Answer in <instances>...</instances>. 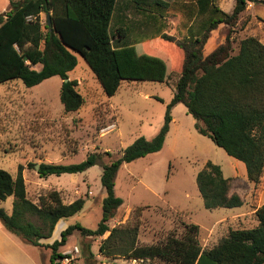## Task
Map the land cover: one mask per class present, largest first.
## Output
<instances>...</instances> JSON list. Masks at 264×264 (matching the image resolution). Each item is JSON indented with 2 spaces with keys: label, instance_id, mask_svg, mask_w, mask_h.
<instances>
[{
  "label": "trees",
  "instance_id": "16d2710c",
  "mask_svg": "<svg viewBox=\"0 0 264 264\" xmlns=\"http://www.w3.org/2000/svg\"><path fill=\"white\" fill-rule=\"evenodd\" d=\"M174 1L186 9L196 8L188 19L191 22L192 16L198 17L199 23L195 26L193 21L189 23V34L177 37L162 28L154 36L126 46L114 45L110 29L118 0H11L9 9L0 13V83L21 79L32 87L60 76L63 80L60 99L66 112L77 111L84 104L77 80L69 76L78 62L74 52L85 58L109 97L116 94L125 80L170 84L175 71L178 75L174 97L159 132L151 139L144 136L135 139L120 156L103 164L101 183L106 197L96 229L72 224L61 232L60 239L42 243L41 239L52 236L59 220L83 209L85 199L79 197L65 203L58 190H50L33 201L27 194L23 165L16 176L0 168V201L14 198L11 212L0 207L1 225L26 243L51 248L50 264H58L64 257L59 248L66 245L76 230L86 236H101L110 231L100 244V252L107 257L160 258L177 264H199L202 259L214 264H264V203L256 209L259 220L256 227L231 229L211 248L202 247L198 239L200 227L194 223L186 224L181 237L170 234L161 243L139 244L142 207L133 210L129 222L109 226L123 203L115 193L119 168L162 149L173 120L171 108L177 103H183L196 119L199 133L245 163L250 182L258 184L264 175V43L256 36H247L233 54L228 35L225 43L205 53L211 32L221 24H236L248 3L255 0H235L232 12L224 11L217 0ZM151 2L168 6L163 0ZM131 3L146 10L140 5L150 4V0ZM121 30L124 28L117 30L119 36H125ZM154 38L171 42L183 51L182 68L180 58L175 64L174 59L148 51ZM100 159V153L94 152L79 163L41 162L29 166L36 169L39 164L36 169L39 176L47 177L84 172ZM196 180L206 208L244 204L243 197L233 190L232 178L224 175L220 165L206 162Z\"/></svg>",
  "mask_w": 264,
  "mask_h": 264
},
{
  "label": "rangeland",
  "instance_id": "374dc122",
  "mask_svg": "<svg viewBox=\"0 0 264 264\" xmlns=\"http://www.w3.org/2000/svg\"><path fill=\"white\" fill-rule=\"evenodd\" d=\"M132 0H118L111 22V33L115 46H126L164 32L177 37L189 34L187 27L199 23V19L189 17L196 8L186 9L179 1L163 0L167 7H161L150 0L137 9ZM11 0H0V13H5ZM216 3L226 12H232L235 0H217ZM139 6V5H138ZM160 13L163 15L160 16ZM45 19V14H42ZM190 23V24H189ZM124 28L119 36L117 30ZM230 41L233 54L239 49L240 41L247 36H256L264 43V0L248 3L245 11L233 26L221 24L213 30L205 47L208 54L220 44ZM148 51L162 57L180 58L182 68L184 54L175 44L162 38H154ZM76 67L69 73L78 82L77 90L84 98L82 107L66 112L60 99L62 79L53 76L27 87L21 79L0 83V168L16 176L23 165L27 194L37 201L41 194L58 190L63 201L69 203L79 197L85 199L83 209L66 218L69 225L79 223L96 229L103 215V200L106 190L101 183L103 164L110 163L120 156L135 139L144 136L153 138L165 121L168 105L175 93V74L170 84L161 81H123L115 95L109 97L92 71L85 58L74 52ZM178 72V71H177ZM172 122L164 145L158 152L123 164L115 179V193L123 199L109 222L110 228L125 224L132 219L133 210L142 207L139 244L161 243L170 234L183 236L186 224L200 226L198 239L206 247H212L222 237V232L232 228L252 227L255 222L224 220L234 213L255 208L264 203V175L255 184L247 178L244 162L230 156L209 137L195 128L196 119L188 113L183 103L171 108ZM100 153L99 163L81 173H63L40 177L37 168L29 163H79L91 153ZM109 152L110 154H107ZM212 161L221 166L226 177L232 178L233 190L241 193L247 203L242 206L208 209L197 185V174L206 162ZM13 197L0 201V207L12 211ZM252 210V209H251ZM256 218L255 214L252 215ZM0 229L14 239L25 251H35L32 244L22 242L8 232L0 223ZM110 231L101 236H86L76 230L61 252L70 254L74 246L79 247L73 264H133L123 255L107 257L100 252V244ZM50 243L54 241L50 238ZM41 263L50 264L51 248H41ZM10 254V247L5 248ZM4 253V254H5ZM0 252V264H23L11 261ZM139 264H177L153 258Z\"/></svg>",
  "mask_w": 264,
  "mask_h": 264
},
{
  "label": "crops",
  "instance_id": "0c3cea01",
  "mask_svg": "<svg viewBox=\"0 0 264 264\" xmlns=\"http://www.w3.org/2000/svg\"><path fill=\"white\" fill-rule=\"evenodd\" d=\"M128 3H129V1H128ZM239 194L241 195V193H239ZM241 196L243 197L244 203H247L248 202L247 199L243 195H241ZM259 206L255 207V208H249L248 207V210H245V211H242V212H238V213H234L233 215L230 216V218H227V219L220 218V219L215 221L214 225L217 224L218 222L223 223L224 220H227V221H229V220H231V221L240 220V221H243V222H251V221L255 222L254 226H252V227H243V228L248 229V228L256 227L259 224V220H258V218L256 216V209ZM253 214H255L256 218L252 217ZM68 226H69V222L66 221V219L59 220L58 223L56 224L55 229L53 231V234H52V236L50 238H52L53 241H55L56 239H60L61 238V232L64 229H66ZM232 229H235V228H232ZM236 229H242V228H236ZM230 230H228L227 232L229 233ZM225 233H226V231H225ZM225 233L223 231L221 236L224 237L223 234H225ZM227 235H225V236H227ZM50 238H43L40 241L42 243H50V241H49ZM68 240H69V238H68ZM209 240H210V238L209 239L206 238L205 239V244L203 243V245H202L200 243L203 248H211V247H206L209 244ZM22 242H24V241H22ZM215 245H213V246H215ZM8 246L11 249L10 254H8L9 257L7 256V254L4 251L5 248L8 247ZM65 246L66 245L62 246V248L65 247ZM35 248H36L35 251H31V250L25 251L20 245H18L14 241V239L9 235V233L7 234V233L4 232V230L0 229V252L2 254L5 253L4 255L6 257H8V259H12L11 261H16L17 262V260H19V261H22L23 264H44V262L41 263V261H40L42 255H43L42 250H40L41 251V253H40V252L36 251L37 249H40V247H35ZM63 250L64 249H61V252H63ZM199 264H214V263H211L210 261H208L206 259H202Z\"/></svg>",
  "mask_w": 264,
  "mask_h": 264
},
{
  "label": "built area",
  "instance_id": "2783aa9c",
  "mask_svg": "<svg viewBox=\"0 0 264 264\" xmlns=\"http://www.w3.org/2000/svg\"><path fill=\"white\" fill-rule=\"evenodd\" d=\"M79 252V247L74 246L73 250L70 252V254L64 255L63 258L59 259L58 264H73V260L75 259V253ZM150 259H144V258H131L130 262L133 264H139L142 262H147Z\"/></svg>",
  "mask_w": 264,
  "mask_h": 264
},
{
  "label": "water",
  "instance_id": "95a60500",
  "mask_svg": "<svg viewBox=\"0 0 264 264\" xmlns=\"http://www.w3.org/2000/svg\"><path fill=\"white\" fill-rule=\"evenodd\" d=\"M48 19H49V23H51L50 15H48ZM36 168H37V169L39 168V164L36 165Z\"/></svg>",
  "mask_w": 264,
  "mask_h": 264
}]
</instances>
